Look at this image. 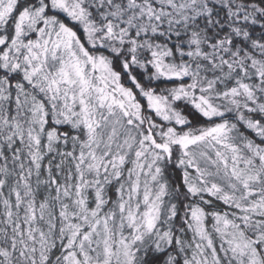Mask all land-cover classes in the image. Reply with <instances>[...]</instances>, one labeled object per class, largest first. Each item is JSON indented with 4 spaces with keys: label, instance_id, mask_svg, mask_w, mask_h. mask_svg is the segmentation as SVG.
Wrapping results in <instances>:
<instances>
[{
    "label": "snow or ice",
    "instance_id": "obj_1",
    "mask_svg": "<svg viewBox=\"0 0 264 264\" xmlns=\"http://www.w3.org/2000/svg\"><path fill=\"white\" fill-rule=\"evenodd\" d=\"M0 264H264V0H0Z\"/></svg>",
    "mask_w": 264,
    "mask_h": 264
}]
</instances>
